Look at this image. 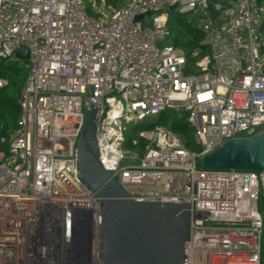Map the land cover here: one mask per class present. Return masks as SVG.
<instances>
[{
	"label": "built area",
	"instance_id": "obj_1",
	"mask_svg": "<svg viewBox=\"0 0 264 264\" xmlns=\"http://www.w3.org/2000/svg\"><path fill=\"white\" fill-rule=\"evenodd\" d=\"M173 12L202 35L192 61L169 42ZM22 48L20 119L0 148V264H100V202L77 163L94 100L100 162L129 197L190 204L188 264H262L264 173L197 161L264 132V2L0 0V61ZM181 109L199 154L158 124ZM142 126L131 141L147 142L139 155L126 144Z\"/></svg>",
	"mask_w": 264,
	"mask_h": 264
},
{
	"label": "water",
	"instance_id": "obj_2",
	"mask_svg": "<svg viewBox=\"0 0 264 264\" xmlns=\"http://www.w3.org/2000/svg\"><path fill=\"white\" fill-rule=\"evenodd\" d=\"M170 11H174L173 8ZM137 17L136 22L142 21ZM22 48L16 60L27 62ZM86 85L85 96L92 97ZM86 107L85 126L77 145L78 179L100 202L98 229L100 264H188L192 209L186 203L137 202L118 183L114 171L100 162L97 144L99 110ZM205 170H235L264 173V132L250 138L231 139L201 159ZM140 165L125 160L122 166Z\"/></svg>",
	"mask_w": 264,
	"mask_h": 264
},
{
	"label": "trees",
	"instance_id": "obj_3",
	"mask_svg": "<svg viewBox=\"0 0 264 264\" xmlns=\"http://www.w3.org/2000/svg\"><path fill=\"white\" fill-rule=\"evenodd\" d=\"M209 5L213 8L219 4L222 7L228 6L231 0H208ZM264 2V0H259ZM169 29L171 36L169 42L175 47L181 49L188 61H192V53L200 47L202 35L197 30L194 23H190L187 18L175 12L171 13L169 19ZM27 70L24 67H19L13 60L0 61V78L8 80V86L0 90V148L4 145L2 139L8 140L9 136L17 130L20 119L21 110L19 107V96L27 77ZM168 116L169 118H165ZM159 125L180 135L185 146L195 154H199L200 149L196 145L193 137V129L188 121V112L181 109L179 111L167 110L163 113ZM133 129V128H132ZM146 129L142 126L134 128V131L128 135L126 147L130 150L142 155L147 142L143 139L139 140V144L134 146L132 139L136 132ZM198 168H203L201 160L197 161ZM260 208L264 207V190L260 193ZM264 255V243L262 244V264Z\"/></svg>",
	"mask_w": 264,
	"mask_h": 264
},
{
	"label": "rangeland",
	"instance_id": "obj_4",
	"mask_svg": "<svg viewBox=\"0 0 264 264\" xmlns=\"http://www.w3.org/2000/svg\"><path fill=\"white\" fill-rule=\"evenodd\" d=\"M185 18H187L189 20V16H185ZM15 62L17 63V65L19 67H24L27 64L28 61L27 62H24V61H15ZM165 118H169V117L168 116H165ZM131 131L133 132L134 131V128ZM263 190H264V188H263ZM260 211L264 215V207H261L260 208ZM263 243H264V229H263ZM263 264H264V255H263Z\"/></svg>",
	"mask_w": 264,
	"mask_h": 264
}]
</instances>
